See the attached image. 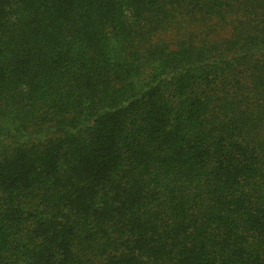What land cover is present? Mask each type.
Here are the masks:
<instances>
[{"label":"trees","instance_id":"trees-1","mask_svg":"<svg viewBox=\"0 0 264 264\" xmlns=\"http://www.w3.org/2000/svg\"><path fill=\"white\" fill-rule=\"evenodd\" d=\"M0 264H264V0H0Z\"/></svg>","mask_w":264,"mask_h":264}]
</instances>
